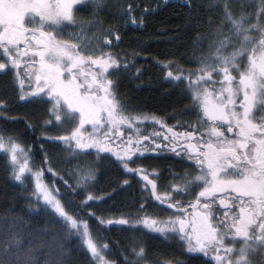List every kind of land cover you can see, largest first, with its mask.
<instances>
[{
  "label": "snow or ice",
  "instance_id": "1",
  "mask_svg": "<svg viewBox=\"0 0 264 264\" xmlns=\"http://www.w3.org/2000/svg\"><path fill=\"white\" fill-rule=\"evenodd\" d=\"M181 7L187 9L182 25L192 34L191 59L197 66L186 69L175 58L156 60L162 80L188 100L179 113L174 110L176 124L168 126L162 118L137 112L119 93L122 76L143 77L144 66L135 63L140 50L131 57L111 51L119 47L121 29L146 24L155 11L150 5L0 0V74L11 77L19 101L45 106L42 135L63 145L68 165L63 175L53 172L45 153L47 171L64 188L46 184L44 169L30 164V149L0 130L7 179L21 187L23 210L45 218L43 229L32 230L14 204L0 214V264H79L80 252L88 264H117L109 258V243L100 239L113 224L141 234L125 248L117 245L120 264H264V0H182ZM106 8L113 19L107 26L101 16ZM178 37L179 32L172 39ZM7 110L0 100V118L8 119ZM184 113L194 120L182 119ZM148 120L170 135H144L140 126ZM26 127L33 125L26 121ZM53 128L66 134L49 135ZM122 129L134 135L114 146ZM161 138L167 142L163 146L156 143ZM150 139L155 148L145 144ZM165 149L191 164L182 175L170 172L172 180L161 189L159 173L138 161L145 151ZM103 161L143 182L144 202L135 215L114 219L86 211L90 201L103 199L92 192ZM179 196L194 198L187 205L193 213ZM149 199L176 211L166 219L151 215L145 208ZM82 213L97 221L95 235ZM148 233L177 243L182 258L154 253L150 260L143 239Z\"/></svg>",
  "mask_w": 264,
  "mask_h": 264
},
{
  "label": "trees",
  "instance_id": "2",
  "mask_svg": "<svg viewBox=\"0 0 264 264\" xmlns=\"http://www.w3.org/2000/svg\"><path fill=\"white\" fill-rule=\"evenodd\" d=\"M133 2L140 3L142 7L150 5L155 11L147 17V22L142 29H132L131 27L121 29L122 39L119 47L111 49L114 54L127 55L128 57H131L134 50H140V54L135 57V63L137 66H144L145 69L143 77L138 80L127 75L122 76L119 82V93L137 112L155 115L162 118L168 126H172L176 124V119L173 118L174 110L179 113L188 103V100L179 89L162 80V74L156 60L175 58L186 69L196 67L195 60L191 59L193 56L191 49L192 34L185 32L182 25V16L187 9L176 2H169L165 6L162 4V0H133ZM108 3L111 5L113 0H108ZM157 4H160V6L157 7ZM104 10L109 11L107 8ZM107 17V14L103 17L105 22L109 19ZM177 32H179L178 39H172L177 35ZM0 100L6 101L8 105V110L5 113L8 119L0 118V130H3L6 135H14L26 149H30V163L44 169V182L63 191V181L49 173L47 171L49 165L43 163L44 155L47 153L53 172L63 175L68 167L64 163L65 154L61 151L63 145L46 141L44 135H42L41 124L45 118V106L38 103L19 101L17 91L12 87L11 77L2 74H0ZM182 119L194 120V116L184 113ZM26 121L33 125L31 129L26 127ZM140 127L144 135H149L153 131L161 132L162 135H170L160 125H153L151 120L145 121ZM63 130L53 128L48 134L66 133ZM175 130L183 132L184 128L176 127ZM130 134L134 135L126 130L123 132V138L127 139ZM156 143L163 146L167 142L161 138ZM145 144L155 148V145L151 144V139L145 141ZM41 145H43V148ZM144 153L138 164L149 171L155 169L159 173L157 183L161 189L166 187L172 180L170 172L182 175L189 166L187 162L177 160L174 153L168 149H165L162 153L154 151H145ZM92 158L84 157L82 159L91 160ZM112 160L114 159L112 158ZM131 166L135 167L136 165ZM7 175L6 161L3 156H0V214H3L14 204L16 213L22 214L25 219L30 220L32 230L43 229L45 226L43 214L29 216L23 210L22 189L18 184L8 180ZM125 179L129 181L130 186L123 185ZM142 183L139 176L126 174L123 169L113 162L103 161L99 164L95 187L92 189L94 195L101 196L103 199L95 202L90 201L91 208L86 211H94L97 215L114 219H119L122 215L125 218H128L129 214L135 215L140 203L144 202L141 195ZM177 198L186 202L191 200L188 196ZM145 208L149 214L160 218L171 213L167 205L166 207L162 206L153 199L147 201ZM69 211H73V209H69ZM82 214L88 220L95 234L97 221L85 213ZM106 227L108 230L102 232L101 242L109 243L110 248L113 249L109 258L115 259L117 264H120L121 257L117 245L121 249L125 248L131 243L133 237L139 238L141 234L139 231L128 230V227L120 228L111 225ZM143 239L147 243L150 260L154 259V253L182 258L180 257L179 245L174 241H164L159 235L151 233L145 235ZM72 243L75 244V241ZM38 256L41 257V260L43 259L40 253H38ZM77 258L79 264H88V256L85 253L80 252Z\"/></svg>",
  "mask_w": 264,
  "mask_h": 264
},
{
  "label": "rangeland",
  "instance_id": "3",
  "mask_svg": "<svg viewBox=\"0 0 264 264\" xmlns=\"http://www.w3.org/2000/svg\"><path fill=\"white\" fill-rule=\"evenodd\" d=\"M169 2L171 3V2H176V3H179V4H182V0H169ZM105 14H107V18H109V19H107L108 21L107 22H105V26H107L108 24H110V23H112L113 22V20H112V15H111V13L108 11V12H106L105 10H102L101 11V16H102V18L105 16ZM138 14V13H137ZM81 15L82 16H86L87 15V13H81ZM112 20V21H111ZM129 27H131V26H129ZM132 28V27H131ZM115 47V46H114ZM113 47V48H114ZM195 66H197L196 64H195ZM85 128L87 129V131L88 132H91L92 131V129H91V125H85ZM127 129H122V132H125ZM63 132H65V129L63 130ZM64 134H66V133H64ZM87 134V133H86ZM113 140H114V146L116 145V144H120L122 141H126L127 139H124L123 138V135L119 138V139H117V138H113ZM89 151H91V152H95V150H89ZM145 154V153H144ZM113 159H115L114 157H113ZM31 164V163H30ZM16 184V183H15ZM31 188V184H29V189ZM162 206H165L166 207V204L165 205H162ZM184 207H185V209H186V211L188 212V213H191V208L190 207H187V205H184ZM170 215H172L171 213L169 214H166L164 217H162V219H166L167 217H169ZM111 226H115V227H123V228H125V227H128L127 225H115V224H113V225H111ZM145 231H147V230H145ZM94 234V233H93ZM151 234H155V235H159V234H156V233H151ZM95 235V234H94Z\"/></svg>",
  "mask_w": 264,
  "mask_h": 264
},
{
  "label": "flooded vegetation",
  "instance_id": "4",
  "mask_svg": "<svg viewBox=\"0 0 264 264\" xmlns=\"http://www.w3.org/2000/svg\"><path fill=\"white\" fill-rule=\"evenodd\" d=\"M180 150V148L179 147H177V151H179ZM174 157L177 159V160H180V161H185V162H187L188 163V165H190L191 164V162L190 161H187L186 159H184V160H182L181 159V157H178V156H176L175 154H174ZM182 197H184V196H182ZM191 198V200H193V202H194V198L193 197H190ZM178 199V198H177ZM181 200V199H180ZM183 203H184V205H188V202H186V201H184V200H181ZM170 210H171V214H173L175 211H176V209L175 208H170ZM194 212V210L191 208V213H193Z\"/></svg>",
  "mask_w": 264,
  "mask_h": 264
}]
</instances>
